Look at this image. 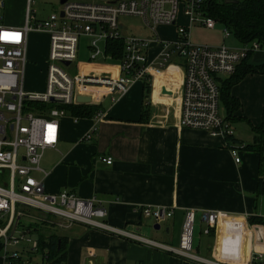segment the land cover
I'll use <instances>...</instances> for the list:
<instances>
[{"label":"crops","instance_id":"0c3cea01","mask_svg":"<svg viewBox=\"0 0 264 264\" xmlns=\"http://www.w3.org/2000/svg\"><path fill=\"white\" fill-rule=\"evenodd\" d=\"M25 9L26 0H3L4 21L21 25ZM178 21L189 23L183 14ZM217 23L221 25L218 28ZM121 25L126 31L122 21ZM161 26L162 31L156 28L157 38L149 43L148 58L152 63L158 59L160 40L175 37V25ZM194 26L211 31L208 38L194 42L233 47L242 44L232 33L224 35V25L219 21L213 27L191 22L190 28ZM38 33L46 37V52L47 34ZM262 46L251 51L242 63H264ZM111 55L97 58L92 67L116 71L117 55ZM183 76L179 59L174 57L155 72L148 89L139 79L116 100L109 95L100 96L92 104H98L103 111L101 118L94 117V113L62 116L57 142L43 151L40 168L32 174L43 182L46 191L68 188L83 197L95 196L106 209L110 223L126 225L173 247L179 243L185 209L193 208L198 226L193 253L245 264L252 250L264 253V215L258 207L259 194L264 193L258 190L264 154L253 130L264 119V72L247 71L238 80L226 83V91L237 100L229 115L219 100L221 113L235 123L233 137L228 141L204 129L180 124ZM229 76L219 75V83L225 84ZM242 122L251 126V137L246 136ZM93 126L91 138L85 139V133ZM242 142L245 146L239 148L240 161L236 162L228 144ZM104 155H110L112 161H103L100 157ZM144 204L174 206V213L155 227V221L141 215L140 205ZM204 209L218 212L209 233H204L205 223L199 217ZM55 227L67 239L66 264H206L162 246L80 223ZM160 228L161 232L154 230Z\"/></svg>","mask_w":264,"mask_h":264},{"label":"built area","instance_id":"2783aa9c","mask_svg":"<svg viewBox=\"0 0 264 264\" xmlns=\"http://www.w3.org/2000/svg\"><path fill=\"white\" fill-rule=\"evenodd\" d=\"M36 1L26 0L23 23L12 25L4 21L0 0V264H66L65 257L40 243L39 217L43 216L60 226L80 223L162 246L206 264H233L193 253V208L185 209L179 243L173 247L126 225L110 223L106 209L95 196L83 197L68 188L46 191L32 172L40 168L43 151L54 146L59 138L60 118L69 114L65 105L95 103L102 95L116 100L133 81L149 83L155 72L174 57L184 71L180 124L204 129L226 140L232 138L234 127L219 109V75L231 74L249 52L260 48L259 42L251 40L233 47L191 40V22L206 27L216 23L203 8L206 0H64L59 1L57 10L44 17L36 15ZM180 14L189 23L179 22ZM121 16L141 18L151 36L123 31ZM158 24L175 25V37L160 40L158 59L152 63L148 48L150 40L157 38ZM29 31L47 34V74L42 91L23 87ZM223 33L227 36L231 32L224 28ZM82 37L88 38L87 61L83 64L76 61ZM109 39L121 40L115 57L116 71L94 69L92 62L97 58L112 57L104 47ZM78 95H88L90 100H78ZM102 115L100 109L94 113L97 119ZM94 129L95 126L85 133V139L91 138ZM228 145L234 161L239 162V148L245 143ZM100 158L106 163L112 161L110 155ZM260 176L264 179V166ZM25 208L33 212L28 214ZM140 212L162 222L173 215L174 206L144 204L140 205ZM199 217L205 223L204 233H209L218 212L204 209ZM245 264H264V253L252 250Z\"/></svg>","mask_w":264,"mask_h":264},{"label":"trees","instance_id":"16d2710c","mask_svg":"<svg viewBox=\"0 0 264 264\" xmlns=\"http://www.w3.org/2000/svg\"><path fill=\"white\" fill-rule=\"evenodd\" d=\"M203 8L206 9L207 14L221 22L224 28H227L239 42L246 43L257 40L260 46L264 44V0H206ZM105 47L106 52H111L116 56L121 48V40L109 39L106 41ZM246 58L237 64L235 70L229 74L225 84L224 82L220 84V100L223 101L228 115L231 109L237 105V100L226 91V83L238 80L247 71L264 72V63L258 65L243 64L242 62ZM148 86L149 83L144 82V88L148 89ZM65 108L73 116L80 117L91 116L98 110L99 105L72 103L65 105ZM253 130L254 138L259 141L260 149L264 154V119L260 124L254 125ZM258 190L264 192V179L261 176L259 177ZM39 238L42 245L49 247L53 253H59L60 256L65 257L67 244L65 235L55 231L46 234L39 228Z\"/></svg>","mask_w":264,"mask_h":264},{"label":"rangeland","instance_id":"374dc122","mask_svg":"<svg viewBox=\"0 0 264 264\" xmlns=\"http://www.w3.org/2000/svg\"><path fill=\"white\" fill-rule=\"evenodd\" d=\"M59 1L60 0H37L36 3L33 4V7H35L37 10L36 13L37 16L43 17L49 14L51 11L57 10L59 7ZM120 19L123 25L126 26L124 30H126L128 33H132L137 36H147L150 34L147 27L143 25L141 18L136 16H121ZM220 26L221 25L217 23L216 27L218 28ZM156 28H158V30L160 31H162L163 29L161 24H158ZM163 33H165V31ZM210 35H211V31L202 28L200 26H194L190 28V37L192 40L206 39ZM28 36H29L28 37L29 40L27 44L28 52H27V62L25 64L23 87L25 90L42 91L45 88L46 74H47V57H46L47 51L45 52V47H44L46 42V37L43 34L38 33L37 31H29ZM86 40H87L86 37L81 38L80 50L76 59V61L78 62L87 60L86 51H85ZM262 48L264 49V45L262 46ZM102 70L109 71L106 67H102ZM220 109L222 110L221 103H220ZM242 123L243 125H245L244 129L246 132L245 133L246 136L251 137L252 136L251 126L248 125L247 123L244 122ZM5 175H7V172H5ZM1 180L2 178L0 177V181ZM258 202H259L258 207L260 210V214L264 215V193L259 194ZM27 208H25L26 212L28 214L29 213L31 214L33 211L31 212L29 209L32 208H29L28 210ZM39 218H40L39 227L44 233L47 234L55 231L56 229L55 226H57L56 221H54L50 217H45V216ZM197 229H198L197 221L195 220L193 237ZM154 230L161 232L162 228L154 229Z\"/></svg>","mask_w":264,"mask_h":264},{"label":"water","instance_id":"95a60500","mask_svg":"<svg viewBox=\"0 0 264 264\" xmlns=\"http://www.w3.org/2000/svg\"><path fill=\"white\" fill-rule=\"evenodd\" d=\"M63 1L64 0H60V2H63ZM226 1H237V0H226ZM66 63H68V61H66ZM77 99L81 100V101H89L90 100V96H88V95H78ZM154 226L158 227L159 223L156 222Z\"/></svg>","mask_w":264,"mask_h":264}]
</instances>
